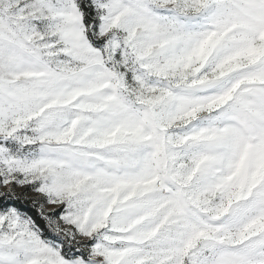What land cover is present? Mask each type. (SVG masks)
I'll list each match as a JSON object with an SVG mask.
<instances>
[{
    "label": "snow or ice",
    "instance_id": "obj_1",
    "mask_svg": "<svg viewBox=\"0 0 264 264\" xmlns=\"http://www.w3.org/2000/svg\"><path fill=\"white\" fill-rule=\"evenodd\" d=\"M0 264H264V0H0Z\"/></svg>",
    "mask_w": 264,
    "mask_h": 264
}]
</instances>
